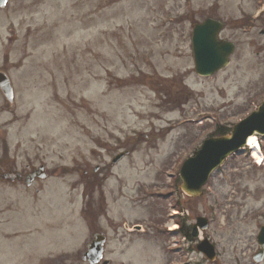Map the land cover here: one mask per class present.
Returning <instances> with one entry per match:
<instances>
[{
    "label": "rangeland",
    "instance_id": "374dc122",
    "mask_svg": "<svg viewBox=\"0 0 264 264\" xmlns=\"http://www.w3.org/2000/svg\"><path fill=\"white\" fill-rule=\"evenodd\" d=\"M257 13L248 29L238 23ZM210 16L226 22L221 36L237 50L227 68L203 77L191 36ZM262 30L264 0H8L0 9V70L15 84L17 109L10 113L0 96V141L8 147L5 156L0 142V175L45 164L51 177L39 195L0 178V264H89L81 252L99 233L110 264H166L156 193L205 139L229 133L261 104ZM232 162L213 181L228 193L208 234L218 264H253L257 222L245 218L244 200L264 185V158L261 167L241 156ZM263 206L264 198L250 203L251 211ZM123 222L145 232L129 233Z\"/></svg>",
    "mask_w": 264,
    "mask_h": 264
},
{
    "label": "water",
    "instance_id": "95a60500",
    "mask_svg": "<svg viewBox=\"0 0 264 264\" xmlns=\"http://www.w3.org/2000/svg\"><path fill=\"white\" fill-rule=\"evenodd\" d=\"M5 2L6 0H0V6H3ZM222 27L223 23L208 19L194 29V59L196 71L200 75H211L229 64L230 55L235 48L232 43L218 39V33ZM0 87L3 93L11 99V84L2 72H0ZM254 131L264 133V104L259 111L252 113L236 125L231 135L205 140L202 147L195 152L194 157L185 161L181 168L183 190L192 196H197L211 172L231 153L242 147L247 137ZM122 156L123 154L115 161ZM103 243L104 238L97 236L96 240L88 245V250L83 254V258L90 264L97 263L102 257ZM205 252L211 258L213 257L212 247H206ZM104 263L107 264V262Z\"/></svg>",
    "mask_w": 264,
    "mask_h": 264
},
{
    "label": "flooded vegetation",
    "instance_id": "af4514ba",
    "mask_svg": "<svg viewBox=\"0 0 264 264\" xmlns=\"http://www.w3.org/2000/svg\"><path fill=\"white\" fill-rule=\"evenodd\" d=\"M249 152L247 150L243 151L242 153H237L233 155L221 168L216 170L214 174L212 175L210 185L206 187L202 195L197 198H187V200H183L181 195V190H180V184L177 183V180H174L173 182L176 183L174 185H171L174 188H169L166 187L167 190L162 194L161 199L162 203L164 204L163 209H162V225L165 227H168L167 230L163 232V236H165V242H164V247L163 250L168 256V261L167 264H173L174 261L177 260L176 256L180 257H188L189 253H193L195 251H198V245L199 241L197 239H192V233L198 230L202 238L208 237L207 236V231L201 232L199 230V226H201L198 222L200 216H199V207L197 206L198 200H202V210L203 213L200 215H203L205 219L206 226H209L214 218L216 213L221 209V206H223V196L227 194L228 192L225 191L224 195L220 194V189L219 186L215 185L213 183L215 177L218 175H221L223 172H226L227 166L230 164L231 168H234L236 166V162H232L235 160L237 156H241L245 158V156ZM43 166V165H41ZM40 166V167H41ZM40 167L38 169H35L34 167H31L30 165H27L24 172L22 170L18 171L16 166L13 165L10 169V172H6L0 175V178L4 181L7 182H20L22 185L27 187L28 189L33 188L34 192L38 194L39 192L42 191V182L47 180V173L45 172V167L43 166V170H40ZM63 167H59L58 171H63ZM100 172V166H96L93 169V173L96 174L97 176L99 175ZM84 173H87L85 170ZM241 178L244 177V174H239ZM87 176V175H85ZM238 176V175H237ZM106 178V175L102 177V181H104ZM235 179V177H232ZM240 181V180H237ZM242 187V186H239ZM205 196L207 197L208 201L205 200ZM227 196V195H225ZM264 198V185L261 182L256 189V192L254 194V199L250 200H244L246 201V219L249 217L251 219H255V222H257V227H256V235H255V242H256V248H255V253L258 251V259L257 261H254L253 259V254H251V260L253 264H262L264 262V244L260 245L258 244V239L257 235L259 237V230L261 227H264V206L261 208H256L251 211L250 203L253 204H258L261 202V200ZM243 201V202H244ZM250 208H248L247 207ZM186 207L187 209V214L184 215V210L183 208ZM175 210V211H174ZM176 223L178 224L177 230L172 231V227H170V224ZM184 237V240L187 241V248L185 249L182 247V243L180 240H178L176 243H173V240H176V237ZM209 238V237H208ZM210 239V238H209ZM183 240V239H182ZM260 240L263 241V239L260 237ZM211 241V239H210ZM200 253V252H199ZM175 255V256H174ZM216 256L215 259L211 262H208V264H218V257H219V252L216 249ZM204 258H202V261ZM202 261H198V264H206L203 263ZM205 261V260H204Z\"/></svg>",
    "mask_w": 264,
    "mask_h": 264
},
{
    "label": "bare ground",
    "instance_id": "6f19581e",
    "mask_svg": "<svg viewBox=\"0 0 264 264\" xmlns=\"http://www.w3.org/2000/svg\"><path fill=\"white\" fill-rule=\"evenodd\" d=\"M253 144H254V147H253L254 153L256 156H258L257 159H260V156L257 154V151H256V148L259 147V141L255 136H251L248 139V145H253Z\"/></svg>",
    "mask_w": 264,
    "mask_h": 264
}]
</instances>
